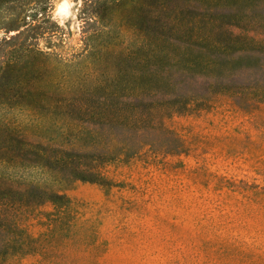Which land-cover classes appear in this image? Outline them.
Instances as JSON below:
<instances>
[{
    "label": "rangeland",
    "instance_id": "1",
    "mask_svg": "<svg viewBox=\"0 0 264 264\" xmlns=\"http://www.w3.org/2000/svg\"><path fill=\"white\" fill-rule=\"evenodd\" d=\"M0 264H264V0H0Z\"/></svg>",
    "mask_w": 264,
    "mask_h": 264
},
{
    "label": "bare ground",
    "instance_id": "2",
    "mask_svg": "<svg viewBox=\"0 0 264 264\" xmlns=\"http://www.w3.org/2000/svg\"><path fill=\"white\" fill-rule=\"evenodd\" d=\"M59 12V11H58ZM62 12V11H61ZM64 13V12H63Z\"/></svg>",
    "mask_w": 264,
    "mask_h": 264
}]
</instances>
